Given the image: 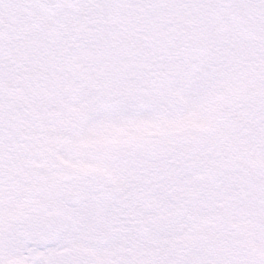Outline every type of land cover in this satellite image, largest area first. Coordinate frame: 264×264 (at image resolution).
Instances as JSON below:
<instances>
[{"label": "snow or ice", "instance_id": "obj_1", "mask_svg": "<svg viewBox=\"0 0 264 264\" xmlns=\"http://www.w3.org/2000/svg\"><path fill=\"white\" fill-rule=\"evenodd\" d=\"M0 264H264V0H0Z\"/></svg>", "mask_w": 264, "mask_h": 264}]
</instances>
